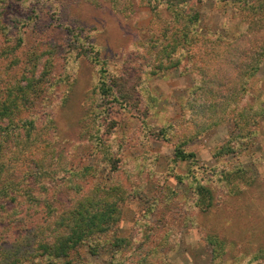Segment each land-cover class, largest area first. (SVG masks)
Instances as JSON below:
<instances>
[{
  "label": "rangeland",
  "instance_id": "1",
  "mask_svg": "<svg viewBox=\"0 0 264 264\" xmlns=\"http://www.w3.org/2000/svg\"><path fill=\"white\" fill-rule=\"evenodd\" d=\"M240 4L0 0V18L7 23L0 42L14 49L0 60L1 83L40 78L39 95L23 117L35 118L43 138L58 133L70 165L78 171L90 168L84 172L88 184L118 187L114 200L119 220L104 242L118 238L125 245L116 252L112 245L99 247L94 253L82 245V264H264V115H252L244 124L247 131L257 130L256 136L233 143L239 133L234 113L224 111L219 119L204 110L217 123L204 130L198 125L204 118L200 104L209 99L206 90L196 88L199 79L193 73L167 68V52L178 43L173 29L185 24L192 28L189 20L198 16L201 36L234 38L241 30ZM208 43L199 40L189 52L198 58L211 55ZM158 55L162 60L155 63ZM156 66L159 72L150 73ZM216 66H210V79L237 75L232 65L218 72ZM106 75L121 76L114 82H126L130 103L115 100L117 87L102 88ZM248 101L252 114L264 111V63L240 105ZM162 128L166 133L159 135ZM99 140L104 151L97 147ZM230 142L237 150L225 153L222 148ZM178 146L194 152L196 161L176 159ZM237 170L244 174L240 185L246 192L233 196L232 183L223 176L232 179ZM200 185L203 191L210 189L204 192L212 196V205ZM45 186L46 191L36 185L35 192L51 197L55 183ZM19 224L4 227L17 234ZM8 234L4 230L6 239ZM212 235L220 239L211 242Z\"/></svg>",
  "mask_w": 264,
  "mask_h": 264
},
{
  "label": "trees",
  "instance_id": "2",
  "mask_svg": "<svg viewBox=\"0 0 264 264\" xmlns=\"http://www.w3.org/2000/svg\"><path fill=\"white\" fill-rule=\"evenodd\" d=\"M241 2V30L236 37L220 39V35L201 36L197 30L199 17L195 16L192 21L189 20L190 23L194 22L192 28L185 24L173 29L171 33L174 39H178L177 46H184V50L173 46L167 52L170 60L167 68L177 66L183 68V73H193L199 79L195 84L196 88L206 90L209 96L206 102L200 104L201 113L197 112L204 117L203 122L197 124L198 127L208 130V127L217 124L213 117L216 115L220 119L224 111L236 115L239 133L231 138L232 143L241 138L256 136L257 130L247 131V125L244 124L252 115H264L262 109L255 110V114H252L251 101H248V105H240L248 94L250 82L258 75L264 63V0ZM4 27H7V23H3L0 18V33L4 31ZM199 40L210 42L205 47L211 48V55L208 52L201 53L202 58H198L200 56L197 53L189 52L192 46L198 45ZM13 50L5 42H0V60ZM164 54V51L159 53L160 56ZM159 55L154 56L155 63L156 60H162ZM209 59L211 61L207 63ZM213 63L217 64L214 71L218 72L232 65L237 70V75L231 80L221 77L216 81L210 79L208 74ZM159 70L156 66L150 73H158ZM204 74L208 76L206 82ZM116 77L112 79L106 75L102 88L106 90L117 87L116 93L119 96L115 100L130 103L131 89L126 88L124 81L122 84L114 82L118 80ZM1 79L0 76V226H3L0 227V264H82L79 252L82 245H87L92 253L107 245L114 246L115 252L120 250L125 245L123 240L114 238L104 242V235L119 220V207L117 200H114L118 187L106 190L99 183L88 184L89 176L84 172L90 168L85 166L78 171L70 165L69 156L58 145V133L49 132L43 138L35 118L23 117V112L39 95L36 84L40 83V78H26L25 84L20 81L1 83ZM112 81L114 84H110ZM250 99L254 100L255 97ZM204 110L205 113L211 111L214 116L206 118ZM162 131L159 135L166 133L165 128ZM97 147L100 151L106 149L101 140L97 142ZM233 147L230 142L222 149L226 148L227 153L236 149ZM175 156L178 160H190L191 163L196 161V154L187 152L183 146L176 148ZM235 174L236 177L232 179L227 174L223 177L232 183L230 193L238 196L246 192L240 185L244 182V174L241 170L235 171ZM52 182L55 186L51 197L35 192L36 185L46 191L49 188L45 185ZM204 188V185H200V193L212 205V196L208 198L204 192H210V189L203 191ZM52 199L56 200L55 203ZM10 208L13 211L9 212ZM16 221H19L21 230L13 234L9 228ZM4 230L7 235L12 234L11 238L6 239ZM210 239L216 243L220 238L212 235Z\"/></svg>",
  "mask_w": 264,
  "mask_h": 264
}]
</instances>
